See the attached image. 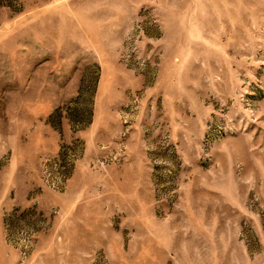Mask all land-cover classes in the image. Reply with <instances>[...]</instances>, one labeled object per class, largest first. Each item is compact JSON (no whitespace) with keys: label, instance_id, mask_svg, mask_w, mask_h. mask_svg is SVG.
I'll list each match as a JSON object with an SVG mask.
<instances>
[{"label":"rangeland","instance_id":"obj_1","mask_svg":"<svg viewBox=\"0 0 264 264\" xmlns=\"http://www.w3.org/2000/svg\"><path fill=\"white\" fill-rule=\"evenodd\" d=\"M0 264H264V0H0Z\"/></svg>","mask_w":264,"mask_h":264},{"label":"crops","instance_id":"obj_2","mask_svg":"<svg viewBox=\"0 0 264 264\" xmlns=\"http://www.w3.org/2000/svg\"><path fill=\"white\" fill-rule=\"evenodd\" d=\"M125 212H126L125 214H127V215H128V213L130 212V209H129V208H127Z\"/></svg>","mask_w":264,"mask_h":264}]
</instances>
